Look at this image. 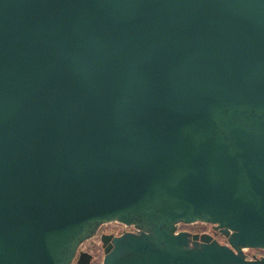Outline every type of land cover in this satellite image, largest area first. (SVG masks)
<instances>
[{"label": "water", "instance_id": "95a60500", "mask_svg": "<svg viewBox=\"0 0 264 264\" xmlns=\"http://www.w3.org/2000/svg\"><path fill=\"white\" fill-rule=\"evenodd\" d=\"M114 221L101 264H264V0H0V264Z\"/></svg>", "mask_w": 264, "mask_h": 264}, {"label": "rangeland", "instance_id": "374dc122", "mask_svg": "<svg viewBox=\"0 0 264 264\" xmlns=\"http://www.w3.org/2000/svg\"><path fill=\"white\" fill-rule=\"evenodd\" d=\"M118 227L123 228L121 224H118L116 221L107 223L103 226L104 230H110V229H118ZM181 229H188V230H193V231H202L205 229H210L211 226L208 223H203V222H196V223H190V224H181L180 225ZM217 239H219L221 242H225L226 238L223 235L217 234L215 235ZM102 243V242H101ZM87 250V249H92V254H94V258L92 259L90 264H101L103 254H104V249L102 245L99 243V239L97 236H94L85 242H83L80 246V250ZM263 253L264 250L262 249H248L246 250V253L248 255H252L253 253ZM72 264H77L76 262Z\"/></svg>", "mask_w": 264, "mask_h": 264}, {"label": "flooded vegetation", "instance_id": "af4514ba", "mask_svg": "<svg viewBox=\"0 0 264 264\" xmlns=\"http://www.w3.org/2000/svg\"><path fill=\"white\" fill-rule=\"evenodd\" d=\"M103 226L104 225H102L101 226V231H106V230H104L103 229ZM210 226H211V228L208 230V229H205V230H202V231H193V230H189V231H191L192 233H199V234H203V233H209V234H212L213 236H215V235H217L216 234V232H215V229L213 228V225L212 224H210ZM130 230V229H132L131 227H129V228H126V229H123V230H121V231H119V230H116V229H114V230H116V231H109L108 233H110V234H113V235H118V234H120L121 232H123L124 230ZM186 230H188V229H186ZM101 245H102V243H101ZM82 250V249H81ZM82 251H88V250H82ZM253 255H255V256H261V255H264L263 253H253L252 255H248V257H252ZM94 254H93V258H94ZM92 261V260H91ZM74 262H76V261H74ZM73 262V263H74ZM91 263V262H90Z\"/></svg>", "mask_w": 264, "mask_h": 264}, {"label": "built area", "instance_id": "2783aa9c", "mask_svg": "<svg viewBox=\"0 0 264 264\" xmlns=\"http://www.w3.org/2000/svg\"><path fill=\"white\" fill-rule=\"evenodd\" d=\"M117 222V221H116ZM118 224H121L122 226H123V228H121L120 229V227H118V229H116V230H119V231H121V230H123V229H126V228H129V226L128 225H126V224H124V223H121V222H117ZM116 230H114V229H110V230H106V231H104V232H109V231H116ZM103 231H101V229H100V231L98 232V234L96 235L97 237H98V239H99V243L101 244V233H102ZM89 252H91L92 253V249H87Z\"/></svg>", "mask_w": 264, "mask_h": 264}]
</instances>
